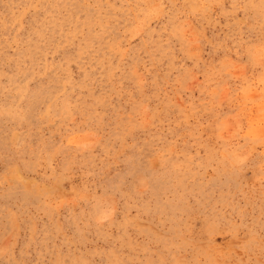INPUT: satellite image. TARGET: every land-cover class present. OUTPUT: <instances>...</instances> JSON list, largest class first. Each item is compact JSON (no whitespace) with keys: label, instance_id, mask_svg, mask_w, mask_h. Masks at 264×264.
I'll list each match as a JSON object with an SVG mask.
<instances>
[{"label":"rangeland","instance_id":"obj_1","mask_svg":"<svg viewBox=\"0 0 264 264\" xmlns=\"http://www.w3.org/2000/svg\"><path fill=\"white\" fill-rule=\"evenodd\" d=\"M0 264H264V0H0Z\"/></svg>","mask_w":264,"mask_h":264},{"label":"bare ground","instance_id":"obj_2","mask_svg":"<svg viewBox=\"0 0 264 264\" xmlns=\"http://www.w3.org/2000/svg\"><path fill=\"white\" fill-rule=\"evenodd\" d=\"M54 19H55V18H54ZM66 32H67V31H66ZM66 32H65V33H66ZM72 33H73V32H72Z\"/></svg>","mask_w":264,"mask_h":264}]
</instances>
